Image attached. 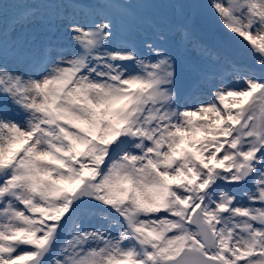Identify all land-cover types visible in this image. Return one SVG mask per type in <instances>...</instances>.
<instances>
[{
  "label": "snow or ice",
  "instance_id": "obj_1",
  "mask_svg": "<svg viewBox=\"0 0 264 264\" xmlns=\"http://www.w3.org/2000/svg\"><path fill=\"white\" fill-rule=\"evenodd\" d=\"M0 264H264V0H0Z\"/></svg>",
  "mask_w": 264,
  "mask_h": 264
}]
</instances>
